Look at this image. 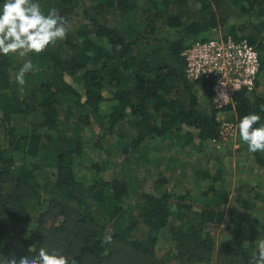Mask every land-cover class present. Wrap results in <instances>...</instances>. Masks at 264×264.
I'll use <instances>...</instances> for the list:
<instances>
[{"label":"trees","instance_id":"16d2710c","mask_svg":"<svg viewBox=\"0 0 264 264\" xmlns=\"http://www.w3.org/2000/svg\"><path fill=\"white\" fill-rule=\"evenodd\" d=\"M37 2L45 14L55 8L72 30L41 54H0V264L12 254L35 256L42 246L78 264H105L116 244L153 256L167 240L180 260L201 263L210 259L225 218L234 227L232 255L247 264L264 240V222L256 228L257 218L251 222L239 213L249 209L247 201L228 213L230 191L221 169L196 173L206 180L198 195L175 191L162 173L149 185L141 181L133 191L136 214L122 226L133 186L106 174L110 152L103 141L115 136L125 158L136 153L146 165L153 162L148 150L156 142L196 153L218 136L223 121L238 128L245 115L256 113L264 123V93L258 92L264 0ZM219 27L256 49L259 71L252 91L239 90L231 104L215 109L212 82L190 81L182 53L212 39ZM28 58L35 71L25 76L29 85L19 87L16 74ZM198 90L209 109L201 107ZM228 113L231 118L223 120ZM91 127L98 134L89 145L83 132ZM252 154L264 169V152ZM142 227L147 238L137 236Z\"/></svg>","mask_w":264,"mask_h":264},{"label":"rangeland","instance_id":"374dc122","mask_svg":"<svg viewBox=\"0 0 264 264\" xmlns=\"http://www.w3.org/2000/svg\"><path fill=\"white\" fill-rule=\"evenodd\" d=\"M226 30L227 28L219 27L212 31L211 35L221 36ZM28 85L29 82L25 81L23 86ZM258 92L264 93V78L260 79ZM105 94L107 93L105 92ZM198 96L201 107L209 109L208 99L201 90H198ZM102 108L106 109L107 107L103 104ZM230 118L231 115L228 113L223 117V120ZM97 134L96 128L91 127L84 130L83 138L90 145L96 140ZM117 143L115 136H106L103 146L110 152L106 174L117 179H128L133 186L130 192L131 206L122 220V226L127 223L131 215L136 214V207L133 203L141 181H143V186L145 183L149 185L162 173L168 177L171 182L170 187L175 191L183 192L184 189H189L194 195H198L206 185V180H201L196 173L201 174L207 171L212 175L218 169L222 170V176L230 191L228 213L236 214L239 209H242L243 201H247L249 209L239 213L250 215L249 221L251 222L254 217L257 218L259 225L256 228H260L264 222V169L256 164L252 152L248 151L247 144L241 140L239 131L236 137L220 144L219 149L208 143L201 152L196 153L186 152L183 149L172 151L165 148L163 143L156 142L148 150V157L153 162L146 165H141L136 153H131L128 158H125L120 153ZM156 158L159 160L158 165L154 162ZM45 170L48 172L50 169L46 168ZM77 172L79 177H84L82 168ZM29 207L32 208V203ZM233 231V225L225 218L220 228L214 233V249L210 259L205 262L190 263L180 260L177 257L175 243L167 240L160 241L155 246L153 256L143 255L126 244H116L111 249L110 257L105 260V264H243L240 259L234 258L232 255L234 249ZM261 231L264 237V229ZM140 234L144 236L143 238H147L145 228L142 227L137 233V236L141 238ZM255 254H257V247L251 252L247 264H253Z\"/></svg>","mask_w":264,"mask_h":264},{"label":"clouds","instance_id":"9594fccd","mask_svg":"<svg viewBox=\"0 0 264 264\" xmlns=\"http://www.w3.org/2000/svg\"><path fill=\"white\" fill-rule=\"evenodd\" d=\"M70 25L55 8L47 14L37 0H3L0 8V54H15L19 57H30L31 54H41L54 46L57 41L67 37ZM35 71L33 61L25 59L16 74L19 85L25 84V76ZM228 97L218 93V98ZM264 111V106H261ZM256 113L245 115L238 124L239 136L247 144L248 151L252 153L264 152V123ZM259 125V126H257ZM231 127V125H229ZM106 242H110V237ZM247 241L243 246H247ZM34 248H29L31 253ZM4 264H78L74 258L65 256L55 250L49 252L44 246L39 248L35 256H22L15 254L5 257ZM253 264H264V240L257 243V254L253 257Z\"/></svg>","mask_w":264,"mask_h":264},{"label":"built area","instance_id":"2783aa9c","mask_svg":"<svg viewBox=\"0 0 264 264\" xmlns=\"http://www.w3.org/2000/svg\"><path fill=\"white\" fill-rule=\"evenodd\" d=\"M182 57L185 63L186 77L196 82L211 81V104L215 109H222L233 101L239 90L252 91L259 71V57L256 49L246 40H236L223 33L207 41H198L187 47ZM218 93L230 97L218 98ZM231 125V127H229ZM237 125L223 121L218 136L211 144L220 148L236 137Z\"/></svg>","mask_w":264,"mask_h":264}]
</instances>
